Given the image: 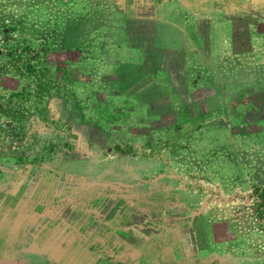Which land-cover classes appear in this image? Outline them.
I'll return each mask as SVG.
<instances>
[{
    "label": "rangeland",
    "instance_id": "obj_1",
    "mask_svg": "<svg viewBox=\"0 0 264 264\" xmlns=\"http://www.w3.org/2000/svg\"><path fill=\"white\" fill-rule=\"evenodd\" d=\"M0 264H264V0H0Z\"/></svg>",
    "mask_w": 264,
    "mask_h": 264
},
{
    "label": "trees",
    "instance_id": "obj_2",
    "mask_svg": "<svg viewBox=\"0 0 264 264\" xmlns=\"http://www.w3.org/2000/svg\"><path fill=\"white\" fill-rule=\"evenodd\" d=\"M27 72L29 73V74H35V73H37V70H36V68H34V66H32V65H28L27 66ZM43 85H45V83H43ZM39 86L40 87H42V85H40L39 84ZM29 88V87H28ZM28 88H26V91H25V93H24V96H27V94L26 93H28ZM44 88V87H43ZM46 88V87H45ZM18 94V93H17ZM104 202V201H103ZM103 202H102V204H103ZM5 203H7V201L5 202ZM4 203V204H5ZM7 206H11V207H15L16 206V204H15V202H13V203H11L10 201H8V203H7ZM6 207V206H5ZM2 212V211H1Z\"/></svg>",
    "mask_w": 264,
    "mask_h": 264
}]
</instances>
